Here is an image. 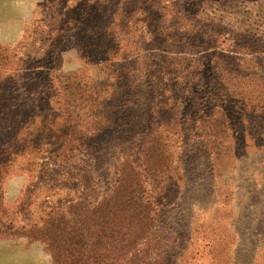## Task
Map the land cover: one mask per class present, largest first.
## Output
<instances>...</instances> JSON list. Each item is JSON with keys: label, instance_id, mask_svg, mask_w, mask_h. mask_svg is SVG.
<instances>
[{"label": "rangeland", "instance_id": "obj_1", "mask_svg": "<svg viewBox=\"0 0 264 264\" xmlns=\"http://www.w3.org/2000/svg\"><path fill=\"white\" fill-rule=\"evenodd\" d=\"M49 1L0 0V45L18 43L30 22L50 13ZM57 1L60 13L65 6L69 15L77 13L75 5L83 7V13L98 5L100 10L65 34L54 64L63 73H81L88 79L112 73L118 82L107 128L83 140L71 162L87 164L99 194L109 188L116 160L125 155L136 157L138 144L156 127L172 154H166L170 166L164 176L169 178L165 190L170 203L157 231L180 243L175 251L182 255L176 264H264V112L252 110L241 98L264 94V0ZM137 19L144 22L135 23ZM102 20L110 24V38L103 39L101 46L92 42V47H82L78 40L101 31L103 25L96 24ZM217 34L220 41L210 44L208 40H215ZM227 38L238 41V47L247 45L245 54L233 51ZM78 48H83V54ZM215 51L223 52L226 64L234 70L233 76H227L229 81L210 82L205 55ZM152 54H158L167 68V94L173 97L174 115L178 122L184 121L187 134L177 136L175 129L167 130L169 114L151 110L153 94L146 68L154 62ZM47 67L42 60L34 70ZM26 80L24 95L20 96L16 83L11 98L18 117L24 115L31 122L41 113L38 103L46 94L39 88L38 76L28 72ZM231 86L242 94L222 95V89ZM209 92L224 96V101L212 100L211 104L221 102L228 120V135L217 139L223 146L218 156L209 153L208 142L198 136L197 129L208 126V122L200 125L199 119L209 113ZM165 119L160 129L157 125ZM27 160L17 155L3 177V201L8 207L20 200L27 185ZM0 264L52 262L41 242L0 233Z\"/></svg>", "mask_w": 264, "mask_h": 264}, {"label": "trees", "instance_id": "obj_2", "mask_svg": "<svg viewBox=\"0 0 264 264\" xmlns=\"http://www.w3.org/2000/svg\"><path fill=\"white\" fill-rule=\"evenodd\" d=\"M46 5L51 6L50 13L30 22L18 43L0 45V233L41 242L52 264H176L182 255V251H175L180 243L163 238L157 231L170 203V194L165 190L169 178L164 176L168 173L166 166H170L166 154L170 157L172 154L156 127L138 144L136 157L125 155L116 160L110 186L99 194L88 176L87 164L71 162L80 153L83 140L107 128L118 82L112 73L106 78L88 79L81 73H63L54 64L65 34L82 26L92 12L98 15L99 5L85 13L83 7L75 5L77 13L73 15L69 11L65 13V6L64 13H60L61 3L57 0ZM139 21L143 23L144 19L134 22ZM100 25H103L101 31L78 40L82 47H92V42L101 46L103 39L110 38L109 22L103 24L102 20L96 24ZM217 38L218 34L215 40L211 37L208 41L216 44ZM225 40L238 53L242 50L245 54L248 49L245 44L238 47L235 39ZM82 49L78 48V53L83 54ZM111 49L109 46L108 51ZM152 55L154 62L146 68L153 94L151 110L169 114L167 130L175 129L177 136L187 134L184 121L178 122L174 115L175 101L167 94V68L158 54ZM224 56L221 51L205 55L210 82L229 81L227 76L234 75ZM42 60L48 67L40 72L34 70ZM28 72L40 78L39 88L46 94L45 102L43 97L38 103L41 113L34 115L31 122L24 115L18 117L11 98L12 88H18L20 96L24 95ZM222 90V95L242 94L233 86ZM222 95L209 92V113L205 119L204 114L199 119L203 122L200 125L208 122V126L197 128L198 136L206 145L208 142L209 153L214 156L223 149L217 139L228 135V120L221 102L211 104L218 99L224 101ZM241 98L252 110L264 112V94ZM190 103L197 105L193 99ZM167 119L159 121L157 126L166 125ZM176 125L181 131L176 130ZM17 155L28 157L25 165L28 182L20 200L8 207L3 201L2 181Z\"/></svg>", "mask_w": 264, "mask_h": 264}]
</instances>
